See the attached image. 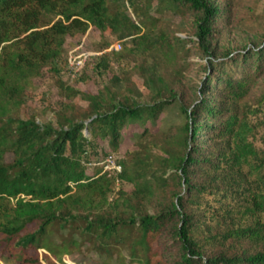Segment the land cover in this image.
I'll use <instances>...</instances> for the list:
<instances>
[{"label":"trees","instance_id":"trees-1","mask_svg":"<svg viewBox=\"0 0 264 264\" xmlns=\"http://www.w3.org/2000/svg\"><path fill=\"white\" fill-rule=\"evenodd\" d=\"M129 3L134 19L117 0H0V251L18 250L22 264H60L80 253L104 264H151L154 256L158 264H264V149L252 140L248 111L238 108L264 71V38L220 64L219 95L183 105L187 121L175 132L176 149L164 146L159 164L142 149L133 151V173L122 160L130 189L114 192L113 179L92 166L113 152L96 153V142L116 149L135 122L145 136L148 122L179 99L173 88L153 103L89 92L86 106L60 105L56 125L18 109L25 79L61 58L67 38L92 25L120 37L140 34L134 40L143 45L154 40L157 14L196 12L197 36L206 41L232 10L210 0ZM44 11L57 18L43 23ZM175 40L188 49V40ZM200 114L214 123H199ZM7 152L13 159L6 162Z\"/></svg>","mask_w":264,"mask_h":264},{"label":"rangeland","instance_id":"rangeland-1","mask_svg":"<svg viewBox=\"0 0 264 264\" xmlns=\"http://www.w3.org/2000/svg\"><path fill=\"white\" fill-rule=\"evenodd\" d=\"M210 1L215 5L229 3L232 10L230 19L221 24L218 33L212 34L206 41H201L197 36L196 12L180 14L166 11L161 15L154 10L153 15L157 14L161 21L153 32L154 40L143 45H137L141 41L134 40L140 34L120 37L109 29L100 30L94 25L86 33L69 36L61 58L43 65L25 79L18 109L23 115H32L41 123L56 125L59 106L68 101L86 106L89 92H102L108 98L123 101L137 98L153 103L160 93L167 95L169 89L173 88L179 94V99L168 106L157 121L148 122L150 128L145 136L140 137L145 126L135 122L131 130L126 128L123 131L116 149L102 139L96 142L100 147L96 153L104 149L102 153L113 151L121 155L128 173L138 168L139 155L133 151L139 149L159 164L160 160L167 157L164 146L171 151L176 149L172 142L175 132L187 121L182 111L183 105L201 102L203 98L211 100L219 95L223 78L218 69L220 64L226 62L230 54L235 56L258 48L264 38V0ZM117 2L122 5L125 15L134 19L129 0ZM56 18L57 15L50 11L42 14L45 24ZM176 36L188 40V49L176 42ZM117 42L122 44L119 50L112 48ZM81 53L88 54V57L82 70L75 74L70 57ZM248 67L252 72L257 70L255 58H252ZM263 96L264 71L255 77L247 96L238 102L240 111H248V118L254 128L252 140L259 150L264 149V106L260 105ZM198 122L214 123L202 114ZM208 133L204 138L206 144L212 141ZM12 159V153H5L4 161ZM117 187L114 182V189ZM122 187L130 189L133 184L124 178ZM17 251L12 248L4 253L0 251V264H22ZM156 258L154 256L151 264H158ZM41 264L47 263L43 259ZM60 264H104V258L97 254H72L66 255Z\"/></svg>","mask_w":264,"mask_h":264},{"label":"built area","instance_id":"built-area-1","mask_svg":"<svg viewBox=\"0 0 264 264\" xmlns=\"http://www.w3.org/2000/svg\"><path fill=\"white\" fill-rule=\"evenodd\" d=\"M112 48H114L115 50L121 49L122 48L121 42L114 43L112 45ZM87 57H88V54L86 53H81L75 57L74 56L70 57V63H71V68L73 69V73L76 74L82 70L87 60ZM92 165L100 166L104 169L107 175L113 179L115 184H117L118 187L115 190H118L119 186L123 184L124 178L122 174L124 172V167L122 164L121 155L115 152H110L106 154L102 159L92 162ZM112 197H113V194L111 198Z\"/></svg>","mask_w":264,"mask_h":264}]
</instances>
